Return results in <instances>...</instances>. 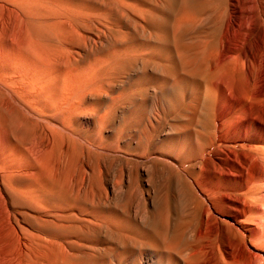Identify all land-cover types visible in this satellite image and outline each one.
<instances>
[{
	"label": "rangeland",
	"instance_id": "obj_1",
	"mask_svg": "<svg viewBox=\"0 0 264 264\" xmlns=\"http://www.w3.org/2000/svg\"><path fill=\"white\" fill-rule=\"evenodd\" d=\"M228 1L26 0L22 60L43 84L40 104L0 96V128L20 152L9 180L21 191L22 264H152L154 249L186 238L189 190L139 148L134 122H147L153 92L149 45L173 39L182 51L183 20L204 35L228 22Z\"/></svg>",
	"mask_w": 264,
	"mask_h": 264
},
{
	"label": "bare ground",
	"instance_id": "obj_2",
	"mask_svg": "<svg viewBox=\"0 0 264 264\" xmlns=\"http://www.w3.org/2000/svg\"><path fill=\"white\" fill-rule=\"evenodd\" d=\"M29 5L0 0L4 104H40L43 84L22 60L24 15L35 16ZM228 7V22L204 35H191L184 19L182 51L173 39L149 45L153 92L147 122H134L135 139L176 170L192 197L186 238L154 249L152 264H264V0H229ZM161 125L169 131L153 143ZM13 143L0 128V264H22L21 191L9 180L10 161L20 157Z\"/></svg>",
	"mask_w": 264,
	"mask_h": 264
}]
</instances>
